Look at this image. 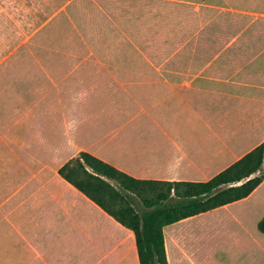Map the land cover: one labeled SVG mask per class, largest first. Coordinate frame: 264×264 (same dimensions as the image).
I'll return each mask as SVG.
<instances>
[{
    "label": "crops",
    "instance_id": "1",
    "mask_svg": "<svg viewBox=\"0 0 264 264\" xmlns=\"http://www.w3.org/2000/svg\"><path fill=\"white\" fill-rule=\"evenodd\" d=\"M226 2L264 12V0ZM105 62L118 61H96L89 67L98 70L71 82L64 65L42 66L20 83L40 98L26 108L0 104V128H11L0 135V264H140L132 229L60 174L80 151L137 178L206 180L191 176L215 143L206 128L224 105L242 126L241 142L254 143L247 152L264 140V65L243 74L158 69L128 76ZM182 220L163 230L168 264L214 263L213 249L168 237ZM199 251L208 257L197 259Z\"/></svg>",
    "mask_w": 264,
    "mask_h": 264
},
{
    "label": "rangeland",
    "instance_id": "2",
    "mask_svg": "<svg viewBox=\"0 0 264 264\" xmlns=\"http://www.w3.org/2000/svg\"><path fill=\"white\" fill-rule=\"evenodd\" d=\"M250 11L226 0H0V104L26 108L40 98L20 83L42 66L64 65L70 82L98 70L89 66L101 60L118 61L101 65L128 76L158 69L251 73L264 65L254 59L264 56V12ZM40 58L51 62H34ZM226 107L206 128L215 143L193 178L211 177L254 145L241 142L242 126ZM5 130L11 132L3 127L0 135ZM263 216L264 179L248 196L169 227L168 237L213 249L214 263L207 264L264 262V233L257 228ZM240 248L248 253L239 256ZM202 253L201 261L208 257Z\"/></svg>",
    "mask_w": 264,
    "mask_h": 264
},
{
    "label": "trees",
    "instance_id": "3",
    "mask_svg": "<svg viewBox=\"0 0 264 264\" xmlns=\"http://www.w3.org/2000/svg\"><path fill=\"white\" fill-rule=\"evenodd\" d=\"M59 172L132 229L140 264H168L164 227L248 196L264 179V140L206 180L137 178L87 151ZM257 228L264 233V216Z\"/></svg>",
    "mask_w": 264,
    "mask_h": 264
}]
</instances>
